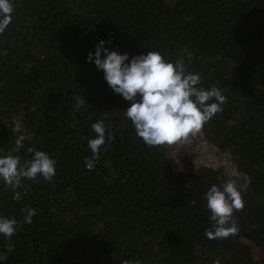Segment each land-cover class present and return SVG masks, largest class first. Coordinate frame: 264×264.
<instances>
[{"label": "trees", "instance_id": "1", "mask_svg": "<svg viewBox=\"0 0 264 264\" xmlns=\"http://www.w3.org/2000/svg\"><path fill=\"white\" fill-rule=\"evenodd\" d=\"M100 40L130 59L153 50L173 62L190 55L201 86L222 90L227 103L201 133L235 155L248 180L237 186L245 201L234 213L238 235H204V194L226 180L207 168L177 172L169 145L148 147L136 136L123 114L129 103L108 87L95 57L87 61ZM75 96L85 100L79 111ZM13 118L30 137L14 154L24 162L29 147L44 151L56 175L23 180L20 201L0 182V216L20 225L11 240L0 236V254L14 244L0 264H264V0H15L0 35L5 153L15 146ZM97 120L114 139L88 171ZM26 206L36 210L31 224L23 223Z\"/></svg>", "mask_w": 264, "mask_h": 264}, {"label": "clouds", "instance_id": "2", "mask_svg": "<svg viewBox=\"0 0 264 264\" xmlns=\"http://www.w3.org/2000/svg\"><path fill=\"white\" fill-rule=\"evenodd\" d=\"M15 0H0V35L4 34L12 22ZM100 40L95 51L89 52L87 61L92 62L97 70L103 72V79L108 87L120 95L129 107L123 112L131 122L135 134L148 147L173 145L187 141L202 132L205 124L216 114L223 111L227 98L222 90L213 85L208 89L201 86V75L189 71L192 58L180 56L175 61L166 60L158 51H149L129 58V54L104 47ZM103 53V58L102 57ZM74 110L79 111L85 100L74 98ZM12 132L16 134L15 146L4 152L0 148V182L14 193L13 200L20 201L22 194L17 189L23 180L52 182L56 175V160L44 151L29 147L30 158L22 162L18 154L24 148V142L30 139L24 126L13 118ZM74 121L73 124H77ZM94 138L87 141L90 156L85 157L84 164L92 171L100 158L102 146L110 144L114 136L111 126L103 120L91 124ZM206 208L210 212L211 226L204 235L209 239H226L238 235L240 229L234 213L242 211L245 201L234 178L227 179L220 185L213 184L204 194ZM23 223L31 224L36 210L25 207ZM20 225L14 218L0 216V236L11 240ZM14 250V244L7 245V252L0 254V260L7 259V253ZM120 264H142L136 258L122 259ZM213 264H222L216 257Z\"/></svg>", "mask_w": 264, "mask_h": 264}, {"label": "rangeland", "instance_id": "3", "mask_svg": "<svg viewBox=\"0 0 264 264\" xmlns=\"http://www.w3.org/2000/svg\"><path fill=\"white\" fill-rule=\"evenodd\" d=\"M167 154L173 168L177 172L196 174L201 168H207L212 173L227 180L234 178L237 186L244 189L248 183L247 178L239 169V161L235 155L220 151L209 144L202 133L187 141H180L167 147ZM255 258L257 252L254 251Z\"/></svg>", "mask_w": 264, "mask_h": 264}]
</instances>
